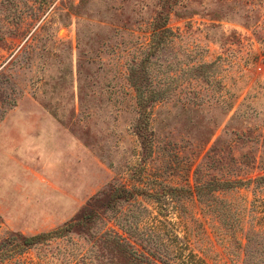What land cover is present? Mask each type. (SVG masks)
I'll list each match as a JSON object with an SVG mask.
<instances>
[{
  "label": "rangeland",
  "instance_id": "1",
  "mask_svg": "<svg viewBox=\"0 0 264 264\" xmlns=\"http://www.w3.org/2000/svg\"><path fill=\"white\" fill-rule=\"evenodd\" d=\"M262 176L264 0H0V264L262 259Z\"/></svg>",
  "mask_w": 264,
  "mask_h": 264
},
{
  "label": "trees",
  "instance_id": "2",
  "mask_svg": "<svg viewBox=\"0 0 264 264\" xmlns=\"http://www.w3.org/2000/svg\"><path fill=\"white\" fill-rule=\"evenodd\" d=\"M165 23L159 25L156 21V23L154 24L153 27V36L155 37L158 30H161L159 32L162 33L163 31H166L164 28ZM136 89L139 92V97H138V104L140 106V108L144 109L145 107H147V105H149L152 102V99H147L145 97H143L142 93H141V88L140 87H136ZM255 182V186L256 188H260L261 186H264V176L259 177L257 179L254 180ZM244 181L242 179H226L223 181H217L216 184L213 186L214 191L216 190H221V189H233V188H238L244 185ZM203 184H199L196 187L197 190V194L198 197L201 198L202 192H203ZM59 231V230H57ZM55 234V233H53ZM49 234H40V235H36V236H32V237H19L17 236L14 240L15 242L12 243V248L14 249L13 253L15 251L20 252L23 250H26L27 248L34 246L36 243L42 241L44 238H46ZM246 245L249 248L250 245H254V246H260L259 248V252L264 251V230H255V229H250L246 235ZM124 245H121L120 247V252L123 256L126 257L127 251L123 249ZM155 256V255H154ZM131 256L129 255L128 258H130ZM246 261L244 264H261L264 260V258L261 259V257L256 258L253 256V254L251 253V251H246Z\"/></svg>",
  "mask_w": 264,
  "mask_h": 264
},
{
  "label": "crops",
  "instance_id": "3",
  "mask_svg": "<svg viewBox=\"0 0 264 264\" xmlns=\"http://www.w3.org/2000/svg\"><path fill=\"white\" fill-rule=\"evenodd\" d=\"M4 126L5 125H2V127ZM26 128L27 125H24V127L19 130L21 132L24 131L23 136H21L19 139L22 140L24 144L22 148L26 149V152H30V149H34L36 147L39 153L42 154V151H46V148L50 146L49 151L51 153L54 147L53 144H56L58 140H63L65 137L63 132L59 133V131L62 130H58V125L53 120V118H50L49 115H47V118H42L39 120L38 126L32 129V133H27L28 131L26 130ZM5 139L6 135H4V138L2 139L3 142L5 141ZM7 139H9V136H7Z\"/></svg>",
  "mask_w": 264,
  "mask_h": 264
}]
</instances>
